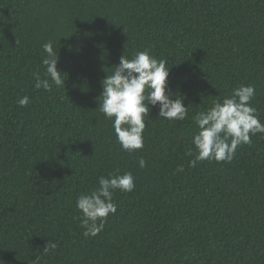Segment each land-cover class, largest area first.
I'll list each match as a JSON object with an SVG mask.
<instances>
[{
	"label": "trees",
	"instance_id": "1",
	"mask_svg": "<svg viewBox=\"0 0 264 264\" xmlns=\"http://www.w3.org/2000/svg\"><path fill=\"white\" fill-rule=\"evenodd\" d=\"M48 41L65 80L50 91L34 86ZM143 50L167 61L188 116L152 107L128 152L101 82ZM240 85L264 123V0H0V264H264V134L190 166L193 117ZM117 172L135 189L116 190V213L85 237L76 201Z\"/></svg>",
	"mask_w": 264,
	"mask_h": 264
},
{
	"label": "clouds",
	"instance_id": "2",
	"mask_svg": "<svg viewBox=\"0 0 264 264\" xmlns=\"http://www.w3.org/2000/svg\"><path fill=\"white\" fill-rule=\"evenodd\" d=\"M42 48L46 53L42 60L45 78L42 79L39 72L34 73V86L50 91L53 83L60 87L65 85V80L57 67L58 55L53 42L44 43ZM169 73L166 60H158L149 50H143L136 52L131 59L123 54L112 73H107L102 80L103 91L99 97L102 100L99 99L98 108L112 119L117 141L123 150L134 152L144 147L145 117L149 116L152 107L158 105V117L166 120L182 121L187 118L188 107L183 97L176 95L172 98L168 92ZM255 91L253 85H240L233 89L230 96L222 100L217 97L210 108L193 117L199 131L192 139L195 157L190 160L191 167L210 159L231 161L238 146L251 143V136L257 133L264 134V123L251 105ZM29 102L30 98L26 95L18 100L21 107H26ZM186 154L192 156V149ZM139 166L144 168L147 162L141 158ZM177 171H183L182 166ZM98 185L89 194L80 195L76 201V207L82 213L79 219L85 229V237H94L103 230L109 215L117 211L114 192L133 191L135 178L131 172H117L99 177ZM55 247V242L49 241L43 252L47 253Z\"/></svg>",
	"mask_w": 264,
	"mask_h": 264
}]
</instances>
